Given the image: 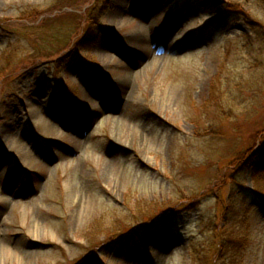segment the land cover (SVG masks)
<instances>
[{
    "label": "rangeland",
    "instance_id": "rangeland-1",
    "mask_svg": "<svg viewBox=\"0 0 264 264\" xmlns=\"http://www.w3.org/2000/svg\"><path fill=\"white\" fill-rule=\"evenodd\" d=\"M222 1L0 0V264H264V0Z\"/></svg>",
    "mask_w": 264,
    "mask_h": 264
},
{
    "label": "trees",
    "instance_id": "trees-1",
    "mask_svg": "<svg viewBox=\"0 0 264 264\" xmlns=\"http://www.w3.org/2000/svg\"><path fill=\"white\" fill-rule=\"evenodd\" d=\"M228 175L229 174H223L221 181L219 180L221 184L219 191H226L227 195L223 197L217 194V196H214V199L221 207V216H223L224 219L227 217L235 219V216L248 209L246 204L250 198H253V195L251 193H247L246 190H243V186L236 180L234 181V178H228Z\"/></svg>",
    "mask_w": 264,
    "mask_h": 264
},
{
    "label": "bare ground",
    "instance_id": "bare-ground-1",
    "mask_svg": "<svg viewBox=\"0 0 264 264\" xmlns=\"http://www.w3.org/2000/svg\"><path fill=\"white\" fill-rule=\"evenodd\" d=\"M119 1H122V6H123V8H125L127 1H129V0H119ZM106 56H107V53L103 52L102 57L105 58Z\"/></svg>",
    "mask_w": 264,
    "mask_h": 264
},
{
    "label": "water",
    "instance_id": "water-1",
    "mask_svg": "<svg viewBox=\"0 0 264 264\" xmlns=\"http://www.w3.org/2000/svg\"><path fill=\"white\" fill-rule=\"evenodd\" d=\"M215 4L219 5V4H222L223 1L222 0H213Z\"/></svg>",
    "mask_w": 264,
    "mask_h": 264
}]
</instances>
